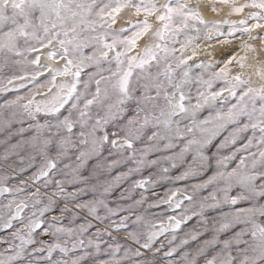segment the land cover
<instances>
[{
	"label": "snow or ice",
	"instance_id": "snow-or-ice-1",
	"mask_svg": "<svg viewBox=\"0 0 264 264\" xmlns=\"http://www.w3.org/2000/svg\"><path fill=\"white\" fill-rule=\"evenodd\" d=\"M0 264H264V0H0Z\"/></svg>",
	"mask_w": 264,
	"mask_h": 264
},
{
	"label": "rangeland",
	"instance_id": "rangeland-1",
	"mask_svg": "<svg viewBox=\"0 0 264 264\" xmlns=\"http://www.w3.org/2000/svg\"><path fill=\"white\" fill-rule=\"evenodd\" d=\"M157 191L162 193L164 191V189H157ZM155 211H159V210L157 209Z\"/></svg>",
	"mask_w": 264,
	"mask_h": 264
}]
</instances>
